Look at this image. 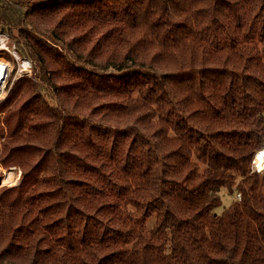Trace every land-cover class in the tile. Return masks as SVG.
I'll list each match as a JSON object with an SVG mask.
<instances>
[{
  "label": "trees",
  "instance_id": "trees-1",
  "mask_svg": "<svg viewBox=\"0 0 264 264\" xmlns=\"http://www.w3.org/2000/svg\"><path fill=\"white\" fill-rule=\"evenodd\" d=\"M0 32L33 68L0 264H264V0H0Z\"/></svg>",
  "mask_w": 264,
  "mask_h": 264
},
{
  "label": "rangeland",
  "instance_id": "rangeland-1",
  "mask_svg": "<svg viewBox=\"0 0 264 264\" xmlns=\"http://www.w3.org/2000/svg\"><path fill=\"white\" fill-rule=\"evenodd\" d=\"M7 43H8V46L10 47V50H7V51L5 50V51L0 52L1 53L0 56L2 57V58H0V61L2 63H4V68L6 69L7 74H8V79H7V82H6L4 91H3V93H2V95L0 97V103H2V102L5 101V99L8 97L11 89L15 86V84L21 78H25V77L30 78L31 76H33V73H32L33 68H32L31 62L29 60L22 59L17 54L19 56V59H18V58H16L15 54H13V50H14L13 49V46H15V45L13 44L10 36H9V40H8ZM24 93H25V91H24ZM12 109H13V106H11L10 108H8L7 111L10 112V111H12ZM4 117H5V113L4 112H0V120L2 122L4 120ZM2 125L4 126L3 123H2ZM4 133L6 135V128H5V126H4ZM2 145H3V140H0V154H1ZM0 166H1V164H0ZM263 167L261 169V172L260 171H257L254 168V170H256L257 172H259V174H260V182H261V189L262 190H264V181L261 178L262 173H264ZM1 168L3 170H5V171H10L12 169V170H16L15 172H19L20 171L22 173V171L20 169L16 168V167H13V168H10V169H5V168H3L1 166ZM14 168H16V169H14ZM10 172H12L13 174H15L14 171H10ZM16 176L17 175L15 174V177ZM3 187H8V186L7 185H3V186L0 187V189L3 188ZM222 196H223V200H224V205L225 206L228 205V203L230 202L229 201V197L226 195V193H223Z\"/></svg>",
  "mask_w": 264,
  "mask_h": 264
},
{
  "label": "bare ground",
  "instance_id": "bare-ground-1",
  "mask_svg": "<svg viewBox=\"0 0 264 264\" xmlns=\"http://www.w3.org/2000/svg\"><path fill=\"white\" fill-rule=\"evenodd\" d=\"M0 58L2 57L0 56ZM7 79H8V74H7L6 69L4 68V63L0 61V97L4 91ZM263 165H264V149L258 153L253 163L254 168L260 172H261ZM16 179H17V176L15 177V174L10 172L7 174V176L4 179H0V184L2 183L8 184L9 182H12Z\"/></svg>",
  "mask_w": 264,
  "mask_h": 264
},
{
  "label": "built area",
  "instance_id": "built-area-1",
  "mask_svg": "<svg viewBox=\"0 0 264 264\" xmlns=\"http://www.w3.org/2000/svg\"><path fill=\"white\" fill-rule=\"evenodd\" d=\"M8 40H9V35L7 34V33H5V32H0V52H2V51H7V50H10V47L8 46ZM13 54H15V56H16V58H18L19 59V56L17 55L18 53L16 52V47L15 46H13ZM0 55H1V53H0ZM258 154V153H257ZM256 154V155H257ZM256 157V156H255ZM254 162V161H253ZM264 166V165H263ZM0 179H4L6 176H7V174L8 173H10V171H16V170H10V171H5V170H3L2 168H1V166H0ZM14 169H16V168H14ZM263 169H264V167H263ZM258 171V170H257ZM15 174L17 175V179L16 180H14V181H12V182H9L8 184H0V187L1 186H3V185H7V186H13V185H16V184H18L19 183V181H20V178H21V172L19 171V172H15Z\"/></svg>",
  "mask_w": 264,
  "mask_h": 264
}]
</instances>
